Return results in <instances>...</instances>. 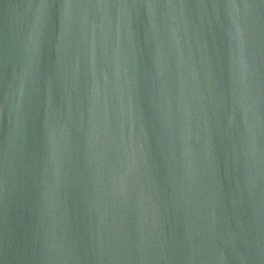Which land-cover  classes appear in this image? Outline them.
Returning a JSON list of instances; mask_svg holds the SVG:
<instances>
[{
  "label": "water",
  "instance_id": "water-1",
  "mask_svg": "<svg viewBox=\"0 0 264 264\" xmlns=\"http://www.w3.org/2000/svg\"><path fill=\"white\" fill-rule=\"evenodd\" d=\"M0 264H264V0H0Z\"/></svg>",
  "mask_w": 264,
  "mask_h": 264
}]
</instances>
